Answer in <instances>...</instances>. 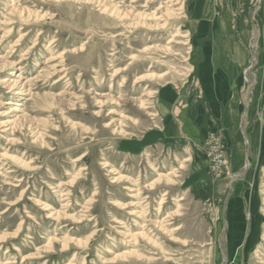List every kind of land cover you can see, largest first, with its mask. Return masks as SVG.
Masks as SVG:
<instances>
[{
    "label": "rangeland",
    "instance_id": "1",
    "mask_svg": "<svg viewBox=\"0 0 264 264\" xmlns=\"http://www.w3.org/2000/svg\"><path fill=\"white\" fill-rule=\"evenodd\" d=\"M169 86L205 133L127 149ZM0 239V264H264V0H0Z\"/></svg>",
    "mask_w": 264,
    "mask_h": 264
},
{
    "label": "crops",
    "instance_id": "2",
    "mask_svg": "<svg viewBox=\"0 0 264 264\" xmlns=\"http://www.w3.org/2000/svg\"><path fill=\"white\" fill-rule=\"evenodd\" d=\"M205 23L202 26L201 35L206 33L208 30V26ZM200 35V36H201ZM194 50L193 59L195 64L198 65V76H199V84L200 86L207 92V95L212 97L218 93V89H221L219 86L218 77H221V74L218 72V69L215 67V63L218 62L217 58L213 56L211 58V52L209 53L208 49L202 48L200 51L197 48V45L191 47ZM237 55L239 57L240 63H245L247 57L244 49L240 46H236ZM214 54V53H213ZM193 69V67H191ZM241 71V66L238 65H229L225 69V74L227 76V80L230 84V87H236L240 83L239 73ZM193 72V70H191ZM217 82V84H216ZM185 93L181 96V92L179 89H175L174 87H164L159 92V110L161 116L164 118V124L159 128H151L148 132H145L140 138L128 140L125 142L126 148L131 150L132 152H138L141 149H144L147 145L153 143H161L166 141H172L178 138L180 135L187 134L190 137L199 138L203 129L200 127V123L205 122L206 119L203 117L205 115V107L201 104H196L194 109H179L178 104L184 102L186 104H192V101H195L193 98V94L191 95V88L188 87L184 90ZM218 97V96H217ZM216 98V97H214ZM213 98V99H214ZM186 99H189L188 102ZM182 103V104H184ZM195 103V102H194ZM213 105L215 102L210 103L209 106L213 109ZM229 107V108H228ZM224 108V119L225 123L229 122V117H232L231 114V105ZM233 107H239L238 100H234ZM231 122V121H230ZM239 139V143H240ZM237 143V147L235 149L236 156L240 155L241 145ZM125 148V149H126ZM235 156V155H234Z\"/></svg>",
    "mask_w": 264,
    "mask_h": 264
},
{
    "label": "bare ground",
    "instance_id": "3",
    "mask_svg": "<svg viewBox=\"0 0 264 264\" xmlns=\"http://www.w3.org/2000/svg\"><path fill=\"white\" fill-rule=\"evenodd\" d=\"M181 6V5H180ZM14 51V50H13ZM27 51V50H26ZM42 70H44V68H42ZM41 70V71H42ZM37 74V73H36ZM165 73H163L162 74V76L164 75ZM19 77H20V75H18ZM48 78L50 77V75H48L47 76ZM21 78V77H20ZM35 78V77H34ZM29 80V79H28ZM31 80V79H30ZM32 81V80H31ZM14 84H8V88L10 89V91H9V93H11V94H15V95H17V94H20L19 92H25V88L23 87L24 85L22 84L21 85V81H20V79H18V81L17 80H13L12 81ZM24 83V82H23ZM21 88V89H20ZM27 89V88H26ZM29 89H30V87H29ZM21 90V91H20ZM8 104H10L11 103V101H9V102H7ZM17 105L19 106V105H22V103L21 102H18L17 103ZM249 107V106H248ZM15 110H17V108H15L14 109V111ZM247 143L249 144V142H248V139H247ZM1 156H6V155H1ZM159 182H160V180H159ZM131 190H133V189H131ZM166 195V194H165ZM164 200H165V198H163L162 199V202H161V204L162 203H164ZM139 235H143V233L142 234H139ZM131 236H137L136 234H131ZM1 240V239H0ZM71 242L72 241V239H65V241H64V243L65 244H69V243H67V242ZM55 242H56V239H51L50 238V241H49V243H48V246H46L47 247V249H49L50 247H52L53 245H55ZM65 244H63V246H64V248L65 249H67V245H65ZM69 246V245H68ZM52 248H54V247H52ZM134 252V251H133ZM133 252H125L124 254H117L116 255V257H115V259L116 258H119L120 256H122V255H126V254H132ZM115 259L113 260V261H115Z\"/></svg>",
    "mask_w": 264,
    "mask_h": 264
}]
</instances>
